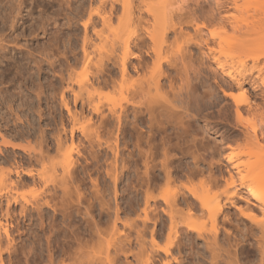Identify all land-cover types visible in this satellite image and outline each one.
Segmentation results:
<instances>
[{
	"label": "rangeland",
	"instance_id": "374dc122",
	"mask_svg": "<svg viewBox=\"0 0 264 264\" xmlns=\"http://www.w3.org/2000/svg\"><path fill=\"white\" fill-rule=\"evenodd\" d=\"M69 1L70 0H0V44L7 43L6 45H8V47L5 50L0 49V146H1L0 166L1 168L3 167L7 170V173H6V170L5 171L3 170L7 175L5 174V176H3L5 178L4 179L5 181H2V182H6V180L7 182H11V181L13 183L18 182L16 183V186L13 183L12 184L10 183V185H6L8 183H4L6 185V186L4 185L5 188L1 186L0 188H1V191L3 188V191L1 192L2 194L6 193L8 189H10V187H13L14 189H16L17 191L12 188L14 190V193L17 192L16 194L19 196V201L21 204L25 202L23 200L21 202V199H23L22 195L26 197L25 199L29 198L28 200L30 201L31 197H32L31 200H33V197H34L33 193L35 191L36 193L37 192L39 193L42 189V184L36 183V181L38 180L34 181L32 177L30 178V176H26V174H24V172L21 171L22 169L21 167H23V169L25 168L29 169L30 168L29 166H32L31 168L35 167V169L41 170L40 167L42 165L40 164L41 165L40 166L38 162H37L38 165L35 163L36 161L35 154L37 153L36 156L38 157L39 152L41 153V151L43 152L44 150L46 152L47 144H49V146L51 145V140L54 136V133L56 132V129L60 125L59 124L60 121L58 120L60 119L59 117L60 114L58 113V111H60V107L62 108V106H60L57 103L56 104L57 109L59 107V110H57L54 113V111L49 108L50 102L47 100L48 98L47 95L52 93L53 88L55 89L54 91L57 93V98L59 99L60 89H58V85H59L58 78L60 77V75L63 74L67 76L69 73H71L73 80L77 82L79 80L82 81L85 79H87L86 81L92 80L94 79L93 77L96 71L95 70L96 67L94 65L98 63L99 61V60L98 61L96 60L98 56H100V58L102 57L101 53L103 54L104 57H107L105 55L106 54L108 55L110 53L113 55L112 52H114L115 49H117L119 52L117 53V50H116L117 54H121L124 51L122 50L123 47H121L122 46L121 44L120 46L119 44H116V46H114L115 49L114 47H111L112 43L111 42L109 43V41H107L109 40L111 36L110 34L111 32L108 31L109 32L108 33L107 30L101 31L102 30L101 28L103 29L105 28L101 27L100 24H98L96 25L97 26L96 30L99 31L102 36H99L100 34L99 35L96 34L95 33L96 30L94 31L92 28L89 29V36H91L92 41L87 44V51H88L87 53L90 54L89 56H92L90 58L91 59L93 58V59L88 61L87 59L89 56L87 57V59H85V56L83 54V49H82V46H83L82 38L84 35V30L81 25H78L79 28H76L70 25V18L75 16V15H72L73 14L72 12H74L75 10L70 11V9L75 8L79 2L77 4L73 3L71 7L70 6L68 7V5L71 4V3L67 4ZM178 1H179L177 3L178 5L175 6L176 5L175 4L173 6L175 9L172 11V13H174V16H175L174 18L175 22H179L181 20L176 16L178 13L180 15L184 13L185 15L181 17L185 19L186 12H189V11L194 12L196 16L203 15V14L205 15L210 14L211 16L215 14L218 16L219 12L221 14L228 13L231 16L230 21L235 20L234 17L246 18V21L244 20L243 23L241 22L242 26L241 27L239 26L240 30L238 29L239 31L237 32L233 31L232 27L229 26L227 29L228 30L227 35L234 34V35L239 36L242 40H247L246 38H252V41L258 40V41H261L263 44L258 43L259 45L257 46L255 45L256 47L254 46L255 48L253 50H247V51L245 50L240 51L239 48L238 50L233 46L231 48L227 46H224V48H222L223 45L219 44L217 40H214L211 35L213 31L219 29V24H217L218 19L216 20L217 23L216 22L212 23V25H209L208 28H205L203 32H200V33L194 30V27H193L194 22L188 23L186 21L182 24L181 28L179 26L176 27L178 29L176 32V30L174 31V29L172 30L170 28L166 30L165 29L162 30L163 28L162 29L155 28L154 26L151 25L154 22L152 16L146 13L141 14V17L144 18L145 20L144 21L145 24L143 23V25L145 26L142 27V25H140L141 27L137 26V28L130 27L127 30H125V32L123 33H125L124 37L132 35V38H131L132 41L133 40L140 41L141 42L140 44H145L144 47L142 46L141 48L142 50H137L138 48H135L134 43L131 42L133 44L131 46L132 48L134 47L133 48L134 51L143 55V57L142 56L141 57L144 60L141 59V57L140 59L143 62L141 60H138L139 58L137 57L132 58L130 60L129 65H131L132 63L133 65H135V66L131 65L129 67L130 75L128 76L127 79H125L127 86L129 85L130 87L125 86L123 79L122 80L120 79L121 72H119V70L116 72L117 70L116 68H118V66H114V64L112 65L113 63L112 61H107L108 63L107 62L106 63L109 65V67L106 66L107 72L105 74L108 73L110 74L109 76L111 77H114L117 74L119 78H117L118 77L117 76V77H114V79L117 78L116 80L120 81V84L123 82L121 86H123V84L124 86L121 89H120L121 86L119 88L116 86L117 89L116 87L112 88L110 87L111 86L110 84H107L108 87H106V85L102 86L100 88L101 89L100 92L102 95L101 99L103 98L106 101V102L103 101L106 103L105 105H108L107 104L108 98H114L115 101L117 100L119 101L120 100L119 98H121V94L125 93L126 95L129 92L133 93L134 92L133 89L137 90L138 88L136 87H139L140 84L145 85L146 87V84H147L146 82L152 81L153 79L158 80L160 88L157 90L155 89L152 90L151 93L156 92L157 95L156 94L154 95L156 96L157 101H160L159 99L164 98L163 100L158 102L159 107H161L160 106L161 103L163 104V101L165 102V99L168 98V100H171L173 102L172 104H175L176 106H179L180 108L182 107L181 109H189V110L191 109V112H196L197 108L202 109L203 111L202 113L197 114L198 115L197 117L194 116V118L197 120H193L195 122L191 121L193 123L192 125L193 128L194 127L200 128V131L197 133L199 144L194 146L195 147V148L193 147L194 149L192 148L195 151L197 150L196 152L193 151V153H196L195 155H198V154L201 155L202 157L200 158H203V156H205L204 160H201L199 162L200 164L199 166L204 169L205 168L209 169V167L213 163H214L212 165L213 168L217 163L222 164V170L224 173L223 175L227 177L228 173L226 169L229 168L230 164L227 162L224 155H226L229 151H232L230 150L231 148L229 146L227 147L228 144L230 143L233 144L234 147H236L235 148L236 150H239V149L245 150L249 148L253 150L254 154L250 157L248 155H244L241 158L242 161L243 159L245 161L248 158H250L249 160H251V158L253 160L256 159L257 155L264 154V148H262L261 145L256 143V141H253V139L250 140L249 138L245 137L243 134L238 135L237 132H233L232 129H230L229 125L226 126L223 124H218L215 126L214 129L211 127H207V123L205 120L206 117H204L203 115L207 114V118H210L211 121L218 120V109L226 105L232 104L231 97L229 96L224 97L223 94L225 92L233 93L234 95L239 96V97H242L244 93L249 98L252 105L261 106L262 104H264V86L261 83L264 80V0H257L253 2L249 0H239V3L243 5L242 9L240 10L234 9L233 6H231V4L229 3V0H223L224 1V2L222 1L223 5L220 7L217 4L216 0H178ZM87 3L88 1L86 2V4ZM247 3H250V4L248 5ZM178 7L179 8L182 7V10L181 11L178 10ZM84 19L86 18L81 19V22ZM81 22L79 20L78 23L80 24ZM198 22L200 21L198 20ZM246 31L248 34L246 33ZM105 35L106 37L109 36L106 40L107 42L101 39ZM105 45L107 46V48ZM120 49L122 52L120 51ZM223 50L224 52L222 53L223 55L222 58L226 57L229 59V61L233 60L234 67L237 70H241L247 73L248 78H245V81H244V85H245L244 89L246 90V92L237 88L236 87L238 86L237 83L230 80V78L224 76L221 73V70L217 67L216 62L214 60V55L216 54V56H218L219 52ZM83 59H85L87 65L89 64L88 65V67L90 66L89 68L87 67V65L85 66L84 64L85 61H83ZM93 60L94 62L96 61V63L94 64L93 62L94 65L93 64L90 65ZM103 60L106 61L107 59L103 58ZM138 62L139 63L142 62L144 63V65L146 62L147 68H145V66H143L142 63L140 64L141 67L143 66L141 68ZM110 65L113 66L114 69L113 67H110ZM157 65L158 67H156ZM136 67L138 71L135 70ZM90 68L92 69L94 68L93 69L94 72L92 69L90 70ZM109 69H112L111 72L108 71ZM105 74H104V77L106 79H109L108 81L110 82L111 78H107L108 74L107 75ZM137 78L142 79L140 83H139V79L137 81ZM143 79L146 81H144ZM117 81H115L116 85H118L119 83ZM132 81L133 83L128 84L129 82H132ZM143 81L145 83H143ZM150 83L152 86L154 82H150ZM132 84H134L135 86ZM151 86H150V90L155 87V85L153 87ZM147 87L149 86L147 85ZM75 88H77L76 84H75ZM122 89L123 91L127 90V92L125 91L121 93ZM130 93H129V96H131ZM151 93H149L148 91L147 96L151 97L153 95ZM165 95L167 97H165ZM114 99H110V100H114ZM156 105L158 106V104ZM78 108L80 109L79 106ZM61 110H63L65 115H67L65 109H61ZM86 111H87L86 113H88L87 108H86ZM39 112L41 113L39 114ZM50 112H52V114ZM52 115H54L55 118ZM87 116L89 115H86V119H87ZM131 118H133L132 115L130 116V119ZM86 119L84 118L83 120H80V122L83 121L85 123ZM54 120L55 122L57 121L56 124L54 123ZM94 120H96V116ZM130 127L131 126H129V129ZM137 128L138 126L136 127L134 133L143 132V134L141 135V138L137 139L134 137V139H130V133H128V131H127L128 134L126 137L127 143H123L124 140L122 139V136L120 137L121 146L119 147V149L122 147L120 151L121 150L123 151L120 152L121 157L119 156V159L123 161L122 165L126 164V168H124L123 171H121L120 169L121 161L118 159L117 161L119 163L113 162L114 155L112 151H110L111 149L109 150L107 146H105V144L101 146L100 148L97 147V145H95L96 148L94 149L98 150V152L95 155L99 154V156L98 155L95 156V157H98L96 158L98 161L93 157L94 155H92L93 159L91 156L89 157L87 155V153L89 152L86 151V149L82 147V145H79L78 148L75 149L76 151L73 150L74 152L73 156H75L76 154L75 158H77L78 156V154L76 153L77 149L80 148L82 150L81 152L82 153L84 152L82 159H79L80 163L77 164V168H79L77 169V171L78 170L79 171L78 172L76 171L75 172L76 174H74L75 177L77 175L78 178H75L77 180H74L73 184H77L79 182L78 186L77 185L74 186L72 184L73 187L71 188L73 192L75 191V188L79 189L78 192L81 196V199H80L81 201L76 200L78 199L76 196L78 192H75L76 195L72 196L73 201L72 200L69 201L68 203L70 204L67 205L68 204L67 203L64 206L66 211H68L66 212V214L67 215L69 214V217L68 216L65 217L66 219L63 220V217L61 216L62 214L61 215L58 214L57 218H53L52 217L53 210H51L49 207L47 208L46 206L45 207L43 206L44 210L42 214H43L44 222H42L40 219V216L37 214L38 211L36 209H33L34 210L33 211L31 206H29L30 209H28V212H26L27 214L25 215V212L22 213V211L20 210L22 209L21 208L22 206L20 203L18 202L13 203L14 201H12L10 203L11 205L7 208L6 198L3 197L1 199L2 206L0 205V219H2L3 222L6 220L7 221L9 220L8 222H10V220L12 221L11 223L13 224H11L12 226H10L11 235H12L11 237L13 236L15 237V238L13 237L15 240L14 250L11 249L9 252L5 250L3 251L2 257H3L4 264H10L9 262L11 261H13L12 264H38V263L48 264L47 262H49L50 264L51 263L49 261L50 251H51L52 259L55 261L54 264H57L58 262H59L58 264H61V259H65V261H67L66 262L67 264L71 262L72 260L70 261L68 259L67 254L63 255L62 247H65V244L67 245L68 243L70 244L74 241H77L76 240L77 238L83 240L85 243V245H83L84 243L82 244L84 247H82L81 245V250L79 251H76L77 250L76 244H74L73 245L74 247L71 249V253L73 252L72 254L75 256L77 264H93L92 261L89 259L93 260L96 253H100L98 254V258H99V255L103 256L102 254L104 253L106 254L109 251L113 252L112 254L117 255L119 251L118 250L119 247L117 249L116 248L113 249V248L117 245V244L115 245L116 240L117 242H119L118 241L119 236L121 238V236L123 237V235L125 236L129 235L128 243L126 241L127 246H124L127 248L126 253L125 252L123 253L122 251L121 253L119 252V254L117 255L119 259H116L115 257L116 259L115 261L117 262L118 260L119 262L118 264H122V263L126 264V262L129 261L127 259H130L132 260L133 263H135L134 262L136 261L134 257L135 255H133L132 253L138 254L142 250L144 251L145 246H146L144 242L150 239L149 238L150 236H148L149 234H147L146 236L147 238L140 237L141 230L143 229L141 227L142 221L138 218V215L141 218V214H142L141 208L143 204L141 201L142 199L140 197H143V196L140 193L141 192L140 190H142L141 189V186H142L141 179L142 178H140L142 176L140 174H142L141 172L143 171L144 168L142 165L141 156L139 157V154L137 152H139V150H145L149 147L146 144L147 141L144 140L146 139L145 136H147L148 134V128L147 126H145V124L139 126L138 129ZM215 129H218V130L216 131ZM100 130H104V129L101 128ZM103 132H106V135L105 134H104L105 136L103 135L104 138H106L108 131L104 130ZM103 132L101 131L102 134ZM42 135L44 136V139L42 138L43 137ZM223 135H226V136H223ZM79 136L81 137V134H79ZM158 136H156L155 138L156 141L159 138ZM69 137L70 136H68V142H67L68 146L71 144L70 142L71 139H69ZM225 138H227V143H226ZM3 140L8 141L7 144L6 142L4 143ZM133 140L136 142L138 140L137 143H140L138 145L136 144L138 147L135 145L136 142L134 143ZM180 140L182 141V139L180 138L177 139V136L176 137L174 136V142H178L180 143V146L185 147L184 146L186 145L184 144L185 142L183 141L181 142ZM41 141H43L42 144H40ZM84 143H86L84 145L89 148V145L87 144L88 142L85 141ZM181 143H183V145H181ZM75 145L74 147H77L78 145L77 140H76ZM69 148L70 146L67 147L65 145L66 151ZM131 150H133L132 151L133 154L132 153L129 154ZM178 150L177 149L172 150L173 157L175 159V162L172 165H174L173 167L175 171L177 169L179 170V173L175 172L179 175L181 174V172L182 174L185 173L184 172L185 169H182L183 171H181L180 168H186L188 163H189L188 165L189 167L193 166L192 165L193 159H192V153H189L191 154L189 156L187 154L186 157L181 158L182 153L179 152L180 150L179 151ZM54 151H52L51 155L50 153L48 155L49 156L54 155L55 154ZM31 152L33 155L31 154ZM32 156L34 158H32ZM160 156L161 155L157 156L156 160L162 159L160 158ZM85 157H87L88 159L85 160ZM54 158H55V155H54ZM32 159H34L33 163L35 164L31 163ZM49 159L51 160V158H48L47 160L49 161ZM94 159L96 160V162ZM181 159L183 160V162H181L182 161ZM158 161H155V162L159 163ZM110 162L115 163L117 167L119 164L118 172L120 171L119 173L120 179L118 180L117 184H114V182H112L113 181L112 178L108 177L109 173L110 172L112 173V170H113L112 166H110L113 164H111ZM49 163L47 164L48 166L51 164ZM114 165H113V168H114ZM16 168L18 170H15ZM108 168L109 169L111 168L110 172ZM9 171L10 173H8ZM16 171H20L23 176L20 175L21 176L20 177L19 175H16L17 174L15 173ZM208 171L206 170V173ZM89 175L92 177L91 179ZM0 177H1V172H0ZM19 177H20V180H19ZM93 177L94 179L96 178V180L98 179L97 182L99 183V186L97 188L101 190V191L99 190L101 192L99 194L96 192V190H94L95 193L93 191V189L95 188V187H92ZM183 177L184 176L182 175H181V178L179 177L181 182L180 180H178L179 178L177 179L176 181L178 183L177 185H175L176 182L172 183V185L171 184L167 185L165 184L163 180L162 182L164 183V185L162 186L160 185L161 188L159 187L160 188L159 190L164 191L165 188H166L165 190H168V189L170 190L171 189L170 187H172L173 184L175 185V188H178L179 186L181 187L182 184L183 185L187 183L190 184L187 181V179L186 178L183 179ZM198 180L197 178H193L192 184L193 185L196 183L200 184V180L199 181ZM223 180L224 179L220 180L221 182L219 185H212L211 188H207L209 194L211 195L210 199H212L213 201H216V200L217 201L219 200L220 202L225 201L224 191L227 186L225 185L226 183ZM18 184H19V187L17 186ZM7 186H8V189L6 188ZM199 186L200 185H198V188ZM175 188L173 189L175 190ZM6 189L7 191L4 192ZM173 189L171 191H173ZM205 189L203 192H205ZM200 190H201V187L199 188V191ZM246 193L247 191L244 192V189L241 190V194H240L241 197L239 198L240 200H238L237 202L239 203L238 205H245L246 202L244 199H246V197L248 196L250 197L249 193L248 194ZM19 194H22V195H19ZM209 194L208 195L205 194V195L209 196ZM96 195H97L98 200L95 197ZM100 197H102L103 201L105 200L104 202L108 206H106L103 202L104 206L102 205L103 208L101 207L99 202L102 201V199ZM94 200L95 202L99 201L96 203L100 206L96 205L95 209L92 210V214H91L93 218L91 217L88 218L89 215H86V214H85L86 216L84 215V213L86 212L85 209L88 206L89 202H92ZM132 200H133V203H131ZM139 200H140L141 207L139 206L140 210L138 208L136 211L137 213H140V214L138 215L136 214L137 215L136 216L135 213H132L133 210L129 208V205L138 203ZM79 201L81 203H78ZM134 201H138V202L134 203ZM115 202L118 203V207L115 206ZM74 207L75 208L80 207L79 209L80 212L79 211L77 212L76 210V214H74L73 213ZM115 207L120 209V210L118 209L119 214H118L117 221L115 220L117 216L114 218V214H116L114 213L115 212L114 210L117 209ZM29 210H31V212ZM228 211L231 212V215H233L234 211L236 210L235 208H233ZM71 213L74 215L72 216ZM237 215H235V218L233 217L232 221L229 222L227 220L228 222L227 221L226 223L224 222V226H226L225 227L226 231L227 229H230L228 230L229 233L230 231L231 233L233 231L234 232L233 234L236 235L237 238L245 239V243L243 242L245 245H243V247L237 248V255H238V258H240L239 260L242 261L243 264H247L248 260L252 259V257L254 258L255 256V259H257L256 255H254L256 253L255 252L256 246L254 248H252L253 246H251V243L254 242L256 238H253V237H250V235H247L248 227L250 224H252L250 220L247 218L245 219L243 218L244 223H241V221L240 222L237 221L236 218H242V216L241 214H239L238 216ZM164 216L167 219L166 222L168 223V217L166 215ZM5 218L7 219L5 220ZM202 218L203 219L201 218L196 219V222L203 223L205 221V217H202ZM113 219L114 221H116L115 223H117L116 225L118 226V228L116 225L113 226L112 228V225H114ZM69 221H70V224H69ZM87 221L88 222L90 221L91 223L92 222L98 223L97 226L100 228V235H102V236L99 235L100 239H98L99 236H96L95 239L90 240L88 242L86 241L88 240L87 231H85L88 225ZM219 221L222 222L221 220ZM235 221H236V224L237 222L239 223L237 224V227H238L237 229H240L242 234L237 233V230H235L236 228L235 226H233V225H236ZM123 223L126 226L123 225ZM208 223H206L207 226L209 225ZM50 224H52V226H55L54 227L55 229ZM55 224L57 225V227ZM67 225L70 227H68ZM114 227L119 229V231L122 229L121 231L124 233H122L121 231L118 232V230L116 233V231H114L115 230ZM50 229H51V232H50ZM223 230H221V233L219 235V240L222 238H225V242H226L228 239H226V236L224 237L223 234L226 233V231L224 232ZM113 231H114V234H116V237H114L115 240L112 238ZM139 231H140V234L138 235ZM257 231L258 232L254 230L253 232L256 233V235H258L259 230ZM233 234H232V237L234 236ZM49 236L51 237L50 241L48 242L50 244L46 242V240H49L47 239V237ZM110 239H113L114 241ZM141 240H143L144 242ZM233 240H234L233 238L230 239V242L233 243ZM181 241L185 242V243L183 242L181 243L182 245L185 244V246L184 248L182 247L181 249L182 253L180 254V256L182 255L184 257L183 260L185 259L184 264H194L195 263L194 262L195 260L193 259L194 256H196V258H199L201 261H203V259L200 256H204L205 260L209 261V258L204 251L205 247L203 246L204 245L203 239L194 240L195 249L198 247L197 249L198 250L200 249L199 253L203 254V255L200 254L199 256L195 255L193 250H192L193 253H191L192 245L189 243L190 240L188 241V238L186 239L183 236V239H181ZM32 243H34V245H36L38 249L35 248L34 246L33 251H32V247H31L33 246L31 245ZM106 243L110 245L108 246L106 245ZM141 243H144L145 246H143ZM165 243H166L165 238H163L160 244L164 245ZM222 243L224 245L223 241ZM226 243L228 244V242ZM186 244L190 246L188 245L186 246ZM227 244H225L224 246H226ZM2 245H3L2 247L7 245L6 238L3 239ZM7 246H9V243ZM48 246L50 247V249ZM105 246L109 247V248L107 247L108 248L107 252L104 251L106 250ZM229 246L230 245H227L226 248ZM29 247H31V253L30 251H28ZM102 247L105 249L103 250ZM141 248L143 249L141 250ZM232 248L234 249L235 247L230 248V250L233 252ZM113 250L115 251L117 250V253H115V251ZM198 250H195V251H198ZM175 251H174V254H175ZM11 252L13 254L12 257H10L9 255ZM94 252H95V255H94ZM110 252L109 254H111ZM29 253L31 254L30 259L26 261V258L29 257L28 255ZM33 253L34 255L39 254L40 256L38 257L34 256ZM252 253L254 254L252 255ZM90 254H93L92 255L93 258L90 257ZM178 254L177 255L175 254V255L179 256ZM188 254L190 255L188 256ZM65 255L67 256V259ZM248 255L251 256V258L248 257ZM33 256L36 257V259L38 258L39 261L41 262H39L38 259L37 260L34 259L35 261H33V258H34ZM105 256L103 257L105 258ZM124 256L126 257V259ZM9 257L11 258V261L9 260L10 259ZM165 258H166L165 255L164 257L163 256L159 257V259H165ZM95 259H97V256L95 257ZM244 259H246L247 263L244 262ZM99 260L97 261L94 260L93 261L94 264L95 263L100 264L101 260L103 259H99ZM125 260L127 261L124 263ZM157 260L158 259H156V261ZM157 262L158 264L162 263V261L159 262V260ZM172 262H173L172 264H177L179 261L177 262V261L172 260ZM101 263L103 264V261ZM257 263L258 262H256L255 264ZM205 264L207 263L205 262ZM248 264H252V262Z\"/></svg>",
	"mask_w": 264,
	"mask_h": 264
},
{
	"label": "bare ground",
	"instance_id": "6f19581e",
	"mask_svg": "<svg viewBox=\"0 0 264 264\" xmlns=\"http://www.w3.org/2000/svg\"><path fill=\"white\" fill-rule=\"evenodd\" d=\"M87 1H88V3L86 4ZM222 1L223 0H216L219 7L223 5L224 1L223 2ZM249 1L253 2V1H257V0H249ZM178 2H179L178 0H97V1L96 0H76V1L70 0L67 3V4L71 3L70 5H68V7L69 6L71 7V5L73 3H76V4L78 3L75 8L70 9V11L75 10L74 11L75 13L72 12L73 13L72 15H75V16L70 18V25H72L76 28H79L78 25H81L83 30H84V35L82 38V42H83L82 49H83V54L85 56V59H87V57L90 55L87 53L88 52L87 51V44L92 41L91 36H89V29L92 28L95 31L96 27H97L96 25H98V24H100L101 27L105 28V29L101 28L102 29L101 31L107 30V32L108 31L111 32L110 33L111 36H110L109 40H107V38L109 36L106 37V35L104 37H102L101 39L105 40V42H107V41H109V43L111 42L112 43L111 47L116 46V44H119V46H120V44H121L122 45L121 47H123L122 50H124V51L122 52L120 49V51L122 53L117 54L119 52L114 47L115 51L113 49V51H114V52H112L113 55L110 53L108 55L107 54L105 55L107 57H104L103 54L101 53L102 59L100 58V56H98V58L96 59L97 61L99 60L98 63H96V61L94 62V60H93L90 65H92L93 62H94V64L96 63L95 65L93 64L96 67V69H95L96 71H95V75L93 74L94 79H92V80L86 81L87 79H85L82 81L79 80L77 82V81L73 80L71 73H69L67 76H65L63 74L60 75V77L58 78V84H59L58 89H60V94H59L60 101L57 98V93L54 91L55 90L54 88H53L52 93L47 95V97H48L47 100L50 102L49 108L52 109L54 111V113L57 110H59V107L57 109V105H56L57 103L60 106H62V108L60 107V111H58V113L60 114V116H59L60 119H58L60 121V123H59L60 125L58 126V128L56 129V132L54 133V136L51 140V145L49 146V144H47L46 152H45V150L43 152L41 151V153L39 152L38 157L36 156L37 153L35 154V160H36L35 163L37 165L39 163V165L41 164L43 167L40 165L41 170L35 169V167L31 168L32 166H29L30 167L29 169H26V168L23 169V167H21L22 168L21 171H23L24 174H26V176H30V178L32 177V179L34 181L38 180V181H36V183L42 184V189H41L42 192L40 190H38L41 193L40 192L36 193V191H35L33 193L34 194L33 200H31L32 199V197H31L30 201L28 200L29 198L25 199L26 198L25 196H23L22 194H19V195H22V197H23V199H21V202H22V200L25 201L24 203L21 204L19 201V196L16 194L17 193L16 189H14L13 187H10V189H8V186H7L6 188L8 189V191L6 189L4 192H6V191L7 192L2 194L1 192L3 191V188H2V191L0 188V205H1V199L4 197L7 200V208L11 205L10 203L12 201H14L13 203L18 202L22 206L21 207L22 209H20V210L22 211V213L25 212V215L27 214L26 212H28V209H30L29 206L32 207V210L36 209L38 212L36 210L35 211L40 216V219L42 222H44L43 214H42V212L44 210L43 206L44 207L46 206L47 208L49 207L51 210H53V216H52L53 218H57L58 214H60V215L62 214L61 216L63 217V220L66 219L65 217L66 216L69 217V214L68 215L66 214V212H68V211H66L64 206L69 201H71L73 199L72 196L76 195L75 192H78V190H79L78 188H75V191L73 192V190L71 188L73 187V185L78 186L79 182L77 183V181H76L77 184H73L74 180H77L75 178H78L77 175L75 177L74 174H76L75 172L77 171V169H79V168H77V164L80 163L79 159H82L83 154H84V152L82 153L81 152L82 150L79 148L80 150L77 149V152H76L78 154V156H77V158H75L76 154H75V156H73V153H74L73 150L78 148L79 145H82V147H84L86 149V151L89 152V153L86 152L87 155L89 157L90 156L92 157V155H94L93 157L96 159L98 157H95V156H97V155L99 156V154L95 155L98 152L97 149L96 150L94 149V148H96L95 145H97V147L100 148L101 146H103L105 144V146H107V148L109 150L111 149L110 151H112V153L114 155V161L113 162L117 163L118 162L117 160L119 159V156H120V152L123 151V150L120 151V149L122 147L119 149V147L121 146L120 145V142H121L120 137L122 136V139L124 140V142L122 141L123 143H127L126 137H127L128 133H130V139H134V137L137 139L141 138V135L143 134V132H136V133H134V132H135V129L137 126L139 128V126L145 124V126H147V128H148V134H147V136H145L146 139H144V138L143 139L145 141H147L146 144L149 147L145 150H139L138 149L139 152H137L139 154V157L141 156L142 165L144 168L143 171L141 172L143 175L140 174L142 176V177H140V178H142L141 179L142 180V182H141L142 183V186H141L142 190H140L141 191L140 193L143 196V197H140L142 199V200L141 199L140 200L142 201V204H143L142 208H141V211H142L141 212L142 213L141 218L138 215L140 213H137V211H136L138 208L140 210V207H141L140 200H139V202L134 201V203L135 202H138V203H135L133 205H129V208H131L133 210L132 213H135V215L137 214L138 218L142 221L141 227L143 230H141L140 237H146L147 234H149L148 236H150L149 237L150 239L148 238L149 239L148 241L145 240L146 242L141 240L146 244V246H145L144 243H141L143 246H145L144 251L142 250L144 247L141 248V250L143 252L141 250H139L142 253L141 252L138 253L139 251L137 252L138 254L132 253L133 255H135L134 256L135 260H136V261H134L135 263H133L132 260H130V259H127L129 261L125 260L124 263L127 261L126 264H158L157 261L159 260V262L162 261L161 264H172L173 263L172 260H174L177 262L179 261L178 263L175 262L177 264H179V263L184 264L185 259L183 260L184 257L182 255L180 256V254L182 253L181 249H182V247L184 248V246H185V244H183V245L181 244L183 242V241H181V239H183V236H184V238H186V239L188 238V241L190 240L189 243L192 245L191 246V253H193L192 252V250H193L194 254L198 255V256L201 253H199L200 249L198 250L197 246H196L197 248L195 249V245H194L195 241L194 240L203 239V243H204L203 246L205 247L204 251H205L206 255L208 256L209 261H206L204 256H200V257H202L204 262L201 261L199 258H196V256H194L193 257V259L195 260L194 264H205V262L207 264H243V262L239 260L240 258H238L237 248L243 247V245H245L244 244L245 239L237 238L236 235L233 234L234 233L233 231H232V233H231V231L229 233L228 230H230V229H227V231H226V228H225L226 226H224V222L226 223L227 220L229 222L232 221L233 217L235 218V215H237L239 213V214H241L242 218H236L237 221H239V222L241 221V223H244L243 218L249 219L252 224H250L248 227L247 235H250V237L256 238L254 240V242L251 243V246H253L252 248H254L256 246V250H255L256 253L255 254L252 253V255L253 254L256 255L257 259H255V256H254V258L252 257V259H250V260L247 259L248 263L252 262V264H255L256 262H258L257 264H264V154L257 155L256 159H254V160L251 158L252 161L249 160L250 158L246 159L245 161L243 159V161H242L241 158L244 155H248L249 157L252 156L254 154L253 150H251L250 148L245 149V150H240V149L236 150L235 149L236 147H234V145L230 143L227 145V147L229 146L231 148L230 150H232V151H229L226 155H224L227 162L230 164L229 168L226 169L228 176L226 177L225 175H223L224 173L222 170V164H220V163L219 164L215 163L216 165L214 166V168L212 167V165L214 163L212 165L210 163L211 166L209 167V169L205 168L207 171L208 170H210V171H208L206 173V170L199 166L200 165L199 162L201 160H204L205 156H203V158H200V157H202L201 155H199V154L195 155L196 153H193V151H195V150H193L195 148L194 146L199 144L197 133L200 131V128L199 127L193 128V126H192L193 123L191 122L193 120H197L194 118V116L197 117L198 116L197 114L202 113L203 112L202 109L197 108L196 112H191V109L190 110L189 109H181L182 107L180 108L179 106L172 104L173 102L171 100H168V98H166L167 100L165 99V102L163 101V104L161 103L160 106L161 107L163 106V107L162 108L159 107L158 102H160L164 98L159 99V97H158V99L160 101H157L156 100L157 98L154 95V94H156V92L151 93L152 90H154V89L157 90L160 88L159 81L156 79H153L154 81L152 80V81L146 82L147 83L146 87H145V85L140 84L141 86L139 85V87H136V88H138L137 90L133 89V91H134V92L132 91L133 93L129 92L131 94V96H129V93L126 95H125V93L121 94V98H119L120 99L119 101L118 100L115 101L114 98H108L107 99L108 105H105L106 101L103 98L101 99L102 95L100 92V90H101L100 88L102 86L106 85V87H108L107 84H110L111 85L110 87H112V88L116 87V86L119 88L123 83L122 82L120 84V81L116 80L117 78H119V76L117 74L114 77H117V76L118 77L116 79H114V77L109 76L110 74L107 73L109 76V77L107 76V78H111L110 82L108 81L109 79H106L104 77V74L107 72L106 66L109 67V65L107 64L108 63L107 61H112L113 62L112 65L114 64V66H118V68H116L117 69L116 72L118 70H119V72H121V74L118 72L120 74V76L122 77V78L120 77V79L121 80L123 79L125 86H127L125 79H127L128 76L130 75L129 74V67L131 65H133V63L131 65H129L130 60L132 58H136V57L139 58L138 60L143 59L142 58L143 55L134 51L133 48L135 47V48H138L137 50H142L141 48H142V46L144 47L145 44H140L141 43L140 41H135V40L132 41V39H131L132 35L124 37L125 33H123V32H125V30H127L130 27L137 28V26L141 27L140 25H142V27L145 26V25H143L145 20H144V18L141 17V14L146 13V14H149L150 16H152L154 22L153 23L151 22L152 24L151 23L150 24L152 26H154L155 28H160V29L163 28L162 30H164V29L166 30V29L170 28L172 30L174 29V31L176 30V32L178 30L176 27L179 26L181 28L182 24L186 21L188 23L194 22V24H193L194 30L196 32L200 33V32H203V30L205 28H208L209 25H212V23H215V22L217 23L216 20L218 19L217 24H219V29L213 31L211 35H212V38L214 40H217L219 44L223 45L222 48H224V46H227L229 48H231L233 46L236 49L239 48L240 51L241 50L247 51V50H253L259 44H263L261 41H258V40L252 41V38H246L247 40H242L237 35H234V34L233 35H227V32H228L227 29L229 26L232 27L233 31L237 32L240 30V27L242 26L241 22L243 23L244 20L246 21V18H238V17H237L238 19L236 17H234L235 20L230 21L231 16L228 13L221 14L219 12L218 16L215 14L212 16L210 14H207V15L203 14V15H199V16L197 15L196 16L194 14V12L189 11V12H186V16H185L186 18L185 19H183V17H181V16L185 15L184 13L182 15H180L178 13L176 16L181 20L179 22H175L174 21L175 16H174V13H172V11L175 9L173 6L175 4H176L175 6H177ZM229 3L236 10H240L243 7V5L239 3V0H229ZM247 4L249 5L250 3H247ZM262 6H261V8H262ZM176 10H177V8H176ZM178 10L181 11L182 7H180V8L178 7ZM201 13H203V12H201ZM208 15H210V16H208ZM83 18H86V19H84L81 22V19H83ZM79 20L81 22L80 24L78 23ZM198 20L200 22H198ZM180 32H181V30H180ZM95 33L98 35L100 34V32L97 30L95 31ZM246 33H247V31H246ZM99 36H102V35L100 34ZM104 38H106V39H104ZM131 42L134 43L133 48L131 46V45H133ZM6 44L5 43L0 44V49L5 50L8 47V45H6ZM109 45H111V44H109ZM106 48H107V46H106ZM99 49H100V47H99ZM102 50H103V48H102ZM116 50H117V53H116ZM99 52H100V50H99ZM223 52H224V50L220 51L218 56H216V54L214 55V60L216 62L217 67L221 70V73L224 76L230 78V80L237 83V85H238V86H236L237 88L246 92V90L244 89L245 88L244 81H245V78H248L247 73L244 71H241V70H237L234 67L233 60L229 61V59L226 57L222 58ZM90 57H92V56L88 57V59H87L88 61L93 59V58L91 59ZM140 57H141V59H140ZM233 57H235V56H233ZM103 58H106L107 60L104 61L105 59L103 60ZM85 59H83V61H85ZM160 60H161V58H160ZM230 62H232V63H230ZM141 63H139V66ZM169 63H170V61H169ZM84 64H85V66L87 65L86 61ZM142 64H143V66H145V68H147L146 62H145V65H144V63H142ZM88 65H87V67H88ZM94 66H92V67H94ZM133 66H135V65H133ZM110 67H113V66L110 65ZM156 67H158V65ZM159 67H160V65H159ZM91 69L92 68H90V70ZM113 69H114V67H113ZM111 70L112 69H109L108 71L111 72ZM135 70L138 71L137 67ZM93 72H94V70H93ZM116 72H114V73H116ZM114 73H113V75H114ZM107 74H105V75H107ZM153 76H152V78H153ZM101 77H103V78H101ZM130 77H132V76H130ZM138 79L139 78H137V81H138ZM141 80L142 79H139V83ZM115 81L119 82L118 83L119 86L116 85ZM133 81L129 82L128 84L133 83ZM144 81H146V80H144ZM144 81H143V83H145ZM150 82H154L152 84V86H151ZM261 83L264 86V80ZM75 84L77 85V88H75ZM124 84H123V86H124ZM132 85H134V84H132ZM147 85L149 87H147ZM154 85H155V87L150 90V86L153 87ZM123 86H121L120 89ZM117 87H116V89H117ZM127 87H130V86L128 85ZM131 88H132V86H131ZM125 91L127 92V90H125ZM125 91H123V89H122L121 93H123ZM128 91H130V90H128ZM148 91H149V93L153 94L151 97L147 96ZM145 92H147V93H145ZM223 95H224V97H226V96L231 97L232 98V104L226 105V106L218 109V120L217 121H211L210 118H207V114H204L203 116L206 117L205 120L207 123V127H211L214 129L215 126L218 124H223L226 126L229 125L230 129H232L233 132H237L238 135L243 134L245 137L249 138L250 140L253 139V141H256V143H258L259 145L262 146V148H264V104H262L261 106L252 105L251 101L249 100V98L244 93H243L242 97L236 96L230 92L229 93L225 92ZM165 97H167V96L165 95ZM160 98H161V96H160ZM39 99H40V97H39ZM110 99H114V100H110ZM103 101H105V102H103ZM156 104H158V106ZM78 106L80 107V109L78 108ZM86 108L88 109V113H86L87 112ZM177 108H179V109H177ZM61 109H65L67 115H65L64 111ZM40 113L41 112H39V114ZM50 113L52 114V112H50ZM86 115H89V116H87L88 120L86 119ZM131 115L133 116V118L130 119ZM52 116L54 117V115H52ZM95 116H96V120H94ZM84 118L86 120H85V123L83 121H81L83 123L82 124L80 122V120H83ZM188 119H190V120H188ZM56 122L54 120L55 124H56ZM86 122H87V124H86ZM193 122H195V121H193ZM213 122H214V124H213ZM129 126H131L130 129H129ZM101 128L108 131L107 132L108 137L106 136V138H104V136L106 135V132H103L104 130H100ZM108 128H109V130H108ZM170 129H171V131H170ZM215 130L217 131L218 129H215ZM101 131L103 132V134L101 133ZM127 131H128V133H127ZM79 134H81V137L79 136ZM174 134H176V135H174ZM158 135H160V136H158ZM68 136H70L69 139H71V141H70L71 144L69 145L70 148L67 149V151H66L65 145L67 147H69L67 144ZM156 136L159 137L157 140L158 142L155 140ZM174 136L175 137L177 136V139H179V138L182 139V141L185 142L184 144H186V145H184L185 147L180 146V143H178V142H174ZM223 136H226V135H223ZM42 138L44 139V136ZM227 138H225L226 143H227ZM76 140L78 141V145H77V147H74ZM43 141H41L40 144H42ZM85 141L88 142L87 144L89 145V148L84 145V144H86V143H84ZM155 141H156V143H155ZM5 142L7 144L8 141H4V143ZM45 142H46V140H45ZM135 142L136 141H134V143ZM137 142H138V140H137ZM137 142L135 143V145L140 144ZM140 142H141V140H140ZM181 145H183V143H181ZM133 149H134V147H133ZM174 149L180 150V151L179 150L178 151L182 153L181 158L186 157L187 154L189 156V155H191L189 153H192V159H193L192 165L193 166L189 167L188 166L189 163H188L187 164L188 168L186 167L187 169L186 168H180L181 171H183L182 169H185L184 174H182V172L179 175L177 173H175V172L179 173V170L177 169L178 171L177 170L175 171V169L173 167L174 165H172L175 162V159H174L173 153H172V150H174ZM0 151H1V146H0ZM52 151L55 152V154H54L55 158H54V155H52V156L48 155L49 153L51 155ZM132 151L133 150H131L129 152V154L132 153ZM123 153H122V155H123ZM31 154H32V152H31ZM159 155L162 156V157L160 156V158H162V159H160V160L158 159L159 160L158 161V160H156L157 159L156 157ZM174 156H175V154H174ZM87 157H85V160L88 159ZM93 157H92V159H93ZM32 158H34V157L32 156ZM48 158H51V160L49 159V161H48L47 160ZM33 160L34 159L31 160V163H33ZM96 160H95V162H96ZM247 160H248V162H247ZM155 161H158L159 163H157ZM219 161H220V159H219ZM122 162L123 161H121V163H120L121 164V166H120L121 171H123V169L126 168V164L122 165ZM181 162H183V160ZM35 163H33V164H35ZM48 163L50 164L49 166L47 165ZM221 163H222V161H221ZM111 164L114 165L115 163H111ZM113 165H110V166H112V169H113L112 173L110 172L111 168L110 169L108 168V170L110 172L108 177L109 178L111 177L113 180V181L112 180L111 181L114 182V184H117L118 180L120 179V176H119L120 171L118 172L119 164H118V167L115 164L114 168H113ZM227 166H228V164H227ZM0 169L2 170V171L0 170V172H1L0 186L5 188L6 185H10V183L12 184L13 182L12 181L7 182V180H6V182H2V181H5L4 180L5 178L3 176H5V174L7 173V170L3 167L1 168V166H0ZM3 170L4 171L6 170V173ZM15 170H18V169L16 168ZM8 173H10V171ZM15 173H17L16 175H19V176L22 175V173L20 171H16ZM107 174H108V172H107ZM181 175L184 176L183 179L186 178L190 184H188V183L184 184V185L182 184L181 187L179 186L178 188H175V185L178 184L176 181L179 177L181 178ZM20 177H19V180H20ZM198 177H200V178H198ZM91 178L92 177L90 176V179ZM180 178L178 180H180ZM193 178H197V180L199 179L200 184L196 183L193 185L192 184ZM221 179H224L223 181L226 183L225 185L227 186L225 191H224V193H225V197H224L225 199L224 200L225 201H223V200H222L223 202H220L219 200L213 201L212 199H210L211 195L209 194L207 188H211L212 185H219L221 182L220 181ZM97 180H96V178L94 179V177H93V180H92L93 186L92 187H95L96 189L94 188L93 191L96 190V192L99 194V193H101L100 192L101 190L99 188H97L99 186V183L97 182ZM163 180H164L165 184H167V185H170V184L172 185V183H175V182H176V184L175 185L173 184L174 187L173 186L170 187L171 188L170 190L169 189L165 190L166 189L165 188L164 191H160L159 190L161 188L160 185L161 186L164 185V183L162 182ZM34 181H32V182H34ZM1 182L3 185L1 184ZM180 182H181V180H180ZM4 183H8V184L5 185ZM16 183H18V182H16ZM16 183L14 182L13 184L16 186ZM34 185H36V184H34ZM198 185H200L199 188L201 187L200 191H199ZM209 185H210V187H209ZM17 186L19 187V184ZM38 186H39V184H38ZM12 188L14 190H16L15 191L16 193H14V190ZM173 188H175V190ZM172 189H173V191H171ZM204 189H205L206 193L203 192ZM243 189H244V192L247 191L246 194L249 193L250 197L245 196L246 199L243 198L246 202L245 205H238L239 203H237V202H238V200H240L239 198L241 197L240 196L241 190H243ZM12 190H13V192H12ZM97 190L98 191L100 190V191L98 192ZM72 192H73V194H72ZM200 192H202L203 194ZM35 193H36V195H35ZM94 193H95V191H94ZM114 193H116V192H114ZM205 194L206 195L209 194V196H206ZM76 196L78 198L76 200L81 199L79 192L77 193ZM78 196H80V197H78ZM95 197L97 198V195ZM100 198L102 199V197H100ZM100 198H99V200H100ZM115 198H117V197H115ZM95 200L92 202H89L88 206L86 205L87 207L85 209L86 212L84 213V215L85 214L89 215L88 218L89 217L93 218V216L91 214H92V210L95 209L96 205L97 206L101 205L102 208H103L104 204L106 205V203L104 202L105 200L103 201V199L100 202L96 201V202H99L100 205H98L95 202ZM97 200H98V198H97ZM211 200H212V202H211ZM80 201L78 203H81ZM103 202H104V204H103ZM108 203H110V202H108ZM116 203L117 202H115V206L118 207V203L117 204ZM131 203H133V200L131 201ZM69 204L70 203H68L67 205H69ZM163 204H164V206H163ZM106 206H108V205H106ZM117 207H115V208H117ZM233 208H235L236 211H234L233 215H231V212H229L228 210H231ZM79 209H80V207L79 208L74 207L73 210L75 212L73 211V213L76 214V210H77V212L78 211L80 212ZM109 209H110V207H109ZM118 209L119 208L114 210L115 211L114 213H116V214H114V218L117 216L115 219L116 221L118 219V214H119L118 211L120 210V209L119 210ZM29 211L31 212V210H29ZM74 214H72V216ZM164 215H166L168 217V223L166 222L167 219L165 218ZM202 217H205V221L203 223L196 222V219H198V218L203 219ZM6 219L7 218H5V220ZM219 220H221L223 223L220 222ZM8 221L6 220L3 222V220L0 219V264H4L3 257H2L3 251L5 250V251L9 252L11 249L14 250V246H15V243H14L15 237L14 236H13L14 238L11 237L12 235H11V229H10V226H12L11 224H13V223H11L12 222L11 220H10V222H8ZM113 221H114V219H113ZM116 221L113 222L114 225H112V228H113V226H115L117 224V223H115ZM87 223H88V225L86 224L87 228L85 231H87L88 240H86V241L88 242L90 240L95 239L96 236L100 235V228L97 226L98 225L97 222L91 223L90 221L89 222L87 221ZM206 223H208L209 225L207 226ZM69 224H70V221H69ZM220 224H221V226H220ZM235 224H236V221H235ZM237 224H239V223L237 222ZM237 224L233 225V226H235V228H236L235 230H237V233L242 234L240 229H237L238 228ZM50 225L52 226V224H50ZM123 225H125V224L123 223ZM52 227L54 228L55 226H52ZM52 227H50V228H52ZM56 227H57V225H56ZM68 227H70V226H68ZM112 228H111V230H112ZM114 228H115L114 231H116V233H117V230H118V232H120L122 230L120 228L121 230L119 231V229H117L118 226H117V228L116 227H114ZM221 228H223L225 230H223ZM221 230H223L224 232L226 231V233H224L223 231L222 232L224 233L223 234L224 237L226 236V239H228L226 241V242H228V244L225 242V238H222L224 240H222V239L219 240V235L221 233ZM254 230H256V232H258L257 230H259V234L256 235V233L253 232ZM114 231H113L112 238L115 240L114 237H116V234H114ZM50 232H51V229H50ZM122 233H124V232H122ZM139 234H140V231L138 232V235ZM232 234L235 237L234 236L232 237ZM100 236H102V235H100ZM100 236L98 237V239H100ZM128 237H129V235L128 236L123 235V237L121 236V238L119 236V239H118L119 242H117V240H116L117 243L115 242V245L117 244L118 246L114 245L115 247L113 249H115V248L117 249L119 247L118 254H119V252L121 253V251L123 253L124 252L126 253L127 248L124 246H127L126 241L128 243V241H129ZM5 238L7 240V245L9 243V246L6 245L7 248H6V246L2 247L3 246L2 245L3 239H5ZM50 238H51L50 236L47 237V239H49V240H46L47 243L50 241ZM163 238H165L166 243L164 245H161L160 242L163 240ZM232 238L234 239L233 243L230 242V239H232ZM113 239H110V240L114 241ZM76 240L77 241H74L70 244L68 243L69 245L65 244V247H62L63 255L67 254L68 259L70 261L72 260L71 262H69L67 264H77L76 258L72 254L73 252L71 253V249L74 247L73 245L76 244L77 245L76 251L81 250V245L84 243V241L79 239V238H77ZM221 240L224 242V245L227 244L230 246L226 248L227 245L224 246ZM183 243H185V242H183ZM48 244H50V243H48ZM120 244H122V245H120ZM129 244H130V242H129ZM188 244H186V246ZM31 245H33V246H31L32 251H33L34 246H35V248L38 249V247H36V245H34V243H32ZM83 245H85V243ZM83 245H82V247H84ZM106 245H108V244L106 243ZM16 246H17V244H16ZM108 246H105L106 250H104L105 248H103V247H102V249L105 252H107V249L109 248ZM188 246H190V245H188ZM31 247H29V250H28V251H30V253H31ZM231 247H235L234 249L232 248L233 252L230 250ZM49 249H50V247H49ZM194 249L198 250V251H195ZM175 250H177L179 252V254ZM113 251H115V250H113ZM174 251H175V254L176 255L178 254L179 256H176L174 254ZM100 252H101V250H100ZM109 252L106 253L107 255L104 252H103L104 254L101 253L103 256L106 255L105 258L103 256H100V255L98 258V254H100V253H96V255H95V252H94V255H95V257L97 256V259H95V257H94L93 260L92 259H89V260H91L93 264H94V262H93L94 260L97 261L99 259H103V260H101V262L103 261V264H118L119 263L118 260H117V262L115 261L116 259H119V257H117L118 254L115 255V254H112L113 252H110L112 254L111 255V254H109ZM30 253L28 254L29 257L26 258V261L30 259V255H31ZM115 253H117V250L115 251ZM238 253H239V251H238ZM9 255H10V257H12V255H13L12 252ZM33 255H34V253H33ZM92 255L93 254H90V257L93 258ZM161 255L163 257L165 255L166 258L165 259H159V257H162ZM189 255L190 254H188V256ZM201 255H203V254H201ZM34 256L38 257L40 255L35 254ZM49 256H50L49 261L51 262L50 264H54L55 261L52 259L51 251L49 253ZM49 256H48V258H49ZM115 257H116V259H115ZM179 257H180V259H179ZM248 257L251 258V256H249V255H248ZM34 259L37 260L38 258L36 259V257H34L33 261H35ZM66 259H67V256H66ZM125 259H126V257H125ZM156 259H158V260L156 261ZM9 260L11 261V258ZM38 261H39V259H38ZM38 261H36V262H38ZM12 262L13 261H11L9 263L12 264ZM36 262H34V263H36ZM39 262H41V261H39ZM66 262L67 261H65V259H61V264H66ZM101 262H100V264H102ZM244 262L247 263L246 259H244ZM47 263L49 264V262H47Z\"/></svg>",
	"mask_w": 264,
	"mask_h": 264
}]
</instances>
